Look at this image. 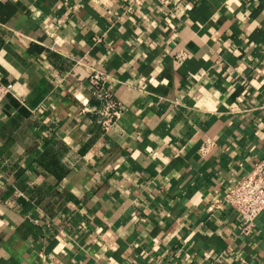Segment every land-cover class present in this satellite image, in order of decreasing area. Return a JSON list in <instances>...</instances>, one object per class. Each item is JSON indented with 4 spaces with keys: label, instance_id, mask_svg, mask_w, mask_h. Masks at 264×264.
Returning <instances> with one entry per match:
<instances>
[{
    "label": "crops",
    "instance_id": "crops-1",
    "mask_svg": "<svg viewBox=\"0 0 264 264\" xmlns=\"http://www.w3.org/2000/svg\"><path fill=\"white\" fill-rule=\"evenodd\" d=\"M0 75V264H264V0H0Z\"/></svg>",
    "mask_w": 264,
    "mask_h": 264
},
{
    "label": "built area",
    "instance_id": "built-area-1",
    "mask_svg": "<svg viewBox=\"0 0 264 264\" xmlns=\"http://www.w3.org/2000/svg\"><path fill=\"white\" fill-rule=\"evenodd\" d=\"M168 11L174 10L183 0H157ZM181 56H178V59ZM108 75L94 69L90 72L89 81L93 93L102 100L97 109L102 128L109 130L122 112L121 103L114 97L107 86ZM13 84L4 81L0 75V112L4 99L12 92ZM222 203L233 207L242 219V231L253 232L257 217L264 212V159L259 160L254 169L241 177L224 195ZM221 203V204H222Z\"/></svg>",
    "mask_w": 264,
    "mask_h": 264
}]
</instances>
